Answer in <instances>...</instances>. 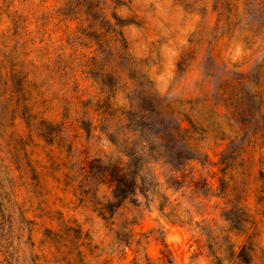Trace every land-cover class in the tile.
<instances>
[{
	"label": "rangeland",
	"instance_id": "1",
	"mask_svg": "<svg viewBox=\"0 0 264 264\" xmlns=\"http://www.w3.org/2000/svg\"><path fill=\"white\" fill-rule=\"evenodd\" d=\"M142 92L197 157L107 209ZM0 264H264V0H0Z\"/></svg>",
	"mask_w": 264,
	"mask_h": 264
},
{
	"label": "trees",
	"instance_id": "2",
	"mask_svg": "<svg viewBox=\"0 0 264 264\" xmlns=\"http://www.w3.org/2000/svg\"><path fill=\"white\" fill-rule=\"evenodd\" d=\"M87 16H91V12L87 11ZM103 91L110 93L112 89ZM137 99L128 110L118 111L108 103L101 119L102 131L114 146L122 149V156L107 162L101 171L105 183L112 188V200L105 206L107 209L133 202L139 191L144 194L150 189L141 185L151 164L168 167L174 173L197 157V148L188 144L192 137L188 135L189 129L182 126L180 117L174 118L168 105L147 92L139 93ZM114 121L116 131L109 132V125ZM157 178L152 174V179ZM166 182L174 184L177 179L166 176Z\"/></svg>",
	"mask_w": 264,
	"mask_h": 264
}]
</instances>
